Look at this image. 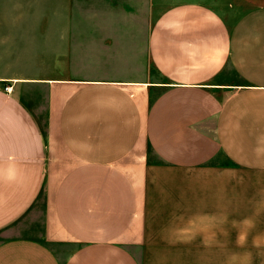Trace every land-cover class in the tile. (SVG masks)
Here are the masks:
<instances>
[{
  "label": "crops",
  "instance_id": "0c3cea01",
  "mask_svg": "<svg viewBox=\"0 0 264 264\" xmlns=\"http://www.w3.org/2000/svg\"><path fill=\"white\" fill-rule=\"evenodd\" d=\"M63 1L0 41V264H264V4L178 1L140 48Z\"/></svg>",
  "mask_w": 264,
  "mask_h": 264
},
{
  "label": "rangeland",
  "instance_id": "374dc122",
  "mask_svg": "<svg viewBox=\"0 0 264 264\" xmlns=\"http://www.w3.org/2000/svg\"><path fill=\"white\" fill-rule=\"evenodd\" d=\"M182 0H74L72 8L91 9L103 8L107 15H103L105 23H134L136 26L142 25L141 32H134L135 45L140 48L144 47L147 29L153 24L157 16L168 6ZM198 1V0H183ZM206 2V0H200ZM221 12L222 17L232 22L236 15L235 8H241L242 4H264V0H212L208 1ZM67 1L63 0H0V41L6 40L8 46L17 43L18 46L27 54V49L32 45L29 38L41 39L45 32L28 31L27 24L38 25L47 23L45 17L40 16L37 12H28L36 10H47L52 6L57 9L66 8ZM85 18H93V15L81 16ZM95 18V17H94ZM61 24V19L55 18L54 21L48 23ZM8 49V48H7ZM139 54H144V50H140ZM8 67V65H6ZM12 67V66H11ZM9 68V67H8ZM0 70H6L4 65H0ZM7 71V70H6ZM9 71V70H8ZM16 71V70H15ZM22 89L21 98L23 103L31 110L32 114L40 125L45 124V108H46V91L43 89ZM16 235V234H11ZM8 236V235H7ZM1 238V237H0Z\"/></svg>",
  "mask_w": 264,
  "mask_h": 264
},
{
  "label": "built area",
  "instance_id": "2783aa9c",
  "mask_svg": "<svg viewBox=\"0 0 264 264\" xmlns=\"http://www.w3.org/2000/svg\"><path fill=\"white\" fill-rule=\"evenodd\" d=\"M6 89V91H8L9 90V88H5Z\"/></svg>",
  "mask_w": 264,
  "mask_h": 264
}]
</instances>
